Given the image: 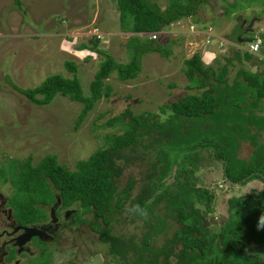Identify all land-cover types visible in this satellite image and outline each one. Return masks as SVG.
<instances>
[{"label":"trees","instance_id":"trees-1","mask_svg":"<svg viewBox=\"0 0 264 264\" xmlns=\"http://www.w3.org/2000/svg\"><path fill=\"white\" fill-rule=\"evenodd\" d=\"M116 2L120 30L150 40L135 43L134 54L127 63H118L110 54L97 49L99 39L91 38L88 44H81L77 49L98 53L104 60L89 84V95L83 93L77 67L70 61L64 62V68L72 78L56 74L34 88H14L37 106L51 104L58 94L81 104L82 110L75 121L78 128L98 101L110 97L111 86L105 81L111 74L116 73L119 81L134 80L142 70L144 55L155 52L169 56L170 45L155 44L149 34L195 17L209 0H168L163 9L151 0ZM15 3L21 7V0ZM230 6V10H224L226 17L235 15L236 6ZM256 37L249 39L253 41ZM232 39L242 46L248 44L238 41L236 36ZM260 39L262 45L264 37ZM245 58L248 60L251 54L245 51ZM215 61L220 65L218 58ZM184 66L190 84L186 88L196 92L166 104L164 108L170 111L166 121L158 123L152 113L134 115L128 111L113 117L107 125L119 124L123 132L105 135L106 147L76 163L74 171L60 165L54 155H46L36 165L27 159L19 165L11 161L8 167L0 166V182H9L15 191L10 200L18 221L28 224L42 220L43 207L53 203V194L58 193L64 208H77L73 220L89 224L100 242L107 246L106 255L117 261L133 256V264H264V219H260L264 217V142H259V136L264 133V106L261 104L264 72L241 70L230 81L227 65L216 69L205 66L199 53L185 59ZM245 142L253 147L248 159L240 156L241 144ZM138 147L148 153L152 151L155 158L148 163L149 171L143 174L138 193L129 200L134 181L130 179L122 191H118L115 181L122 167L116 161L123 160L127 165L135 157L127 156L125 151L134 152ZM203 151H210L221 163L223 178L230 184L245 186L258 181L263 185L259 192L252 191L227 202L229 219L218 233H209L204 219V213L211 209L214 192L194 181L189 184ZM173 174V183L167 184ZM128 200L127 211L133 217L143 219L146 214L155 219V222L147 221L146 232L139 243L134 236L124 238L111 233L113 206L122 210ZM162 202L167 217L178 228L160 247H151L152 237L171 227L165 218L154 215V208ZM85 214L91 215V219L82 220Z\"/></svg>","mask_w":264,"mask_h":264},{"label":"rangeland","instance_id":"rangeland-1","mask_svg":"<svg viewBox=\"0 0 264 264\" xmlns=\"http://www.w3.org/2000/svg\"><path fill=\"white\" fill-rule=\"evenodd\" d=\"M152 1H158L155 3L160 8L168 3V0ZM233 4L236 6L233 10L235 15L226 17L225 8L230 10ZM200 9L198 18L196 15L182 19L181 25L194 24L200 29H210L203 30L202 36L196 40L197 35L188 37V34L181 35L177 31L163 34V37L155 40V44L163 47L170 45L169 56L155 52L144 55L142 70L134 80L119 81L116 73L111 74L105 81L111 86L110 97L98 101L76 128L75 121L82 110L81 104L58 94L51 104L37 106L14 86L21 89L34 88L47 77L56 74L72 78L64 68V62L70 61L77 67L83 93L89 95V84L104 59L93 51L78 50L79 45L88 44L91 38H98L100 43L97 49L110 54L118 63H127L134 54V44L150 40L120 30L116 0H21V7L15 0H0V166L8 167L11 161L19 165L27 159L36 165L46 155H54L60 165L74 171L76 163L88 159L99 148L106 147L105 135L123 132L119 124L114 127L107 125L113 117L128 111L134 115L155 114L158 123L167 120L170 111L164 108L165 105L195 91L186 88L190 84L184 74V60L194 53H200L203 61L214 58L204 43L216 41L212 32L222 18L224 20L226 17L234 27L233 36L241 35V29L254 23V31L248 36H264L257 29L259 23L264 28V0H209L208 5ZM202 22L214 25L213 30L207 24L202 25ZM174 26L177 27L176 23ZM215 45L222 47V41L218 39ZM261 54H264V41ZM260 140L264 142V133L259 136ZM252 150L253 147L247 142L242 143L240 156L248 159ZM125 154L135 159L127 165L123 160L116 161L122 167V173L115 184L121 192L132 179L134 186L129 198L132 200L155 154L141 147L134 152L125 151ZM200 156V164L192 175L194 180L190 175L189 184L194 181L198 186H206L214 192L211 209L204 213V219L208 223L209 233H218L220 226L229 219L227 202L252 191L259 192L263 185L258 181L245 186L232 185L223 178L222 165L210 151L200 152ZM173 176L169 177L167 184L173 183ZM14 195L15 191L9 182H0L2 201ZM129 200L124 202L122 210H117L112 204L114 212L111 233L124 238L134 236L139 243L146 232L147 221L155 222V219L146 214L143 215L144 221L133 217L127 211ZM154 215L165 218L171 226L152 237L151 247H160L178 225L167 217L163 202L154 208ZM85 217L91 219V215L82 216ZM99 222L100 227H103ZM77 229L80 235L75 233L78 236L75 242L79 249H75L72 241L65 245L63 243L64 246L58 249L53 247V264H67L70 259H75L76 264H133V256L123 262L107 256V246L99 244L98 234L90 230L89 226H79ZM247 254L250 255V252ZM27 263L40 264V261L32 257Z\"/></svg>","mask_w":264,"mask_h":264},{"label":"flooded vegetation","instance_id":"flooded-vegetation-1","mask_svg":"<svg viewBox=\"0 0 264 264\" xmlns=\"http://www.w3.org/2000/svg\"><path fill=\"white\" fill-rule=\"evenodd\" d=\"M252 25H246L242 32L250 35ZM53 195L54 202L43 207V219L28 224H22L16 218L15 210L11 206V197L7 201H2L0 197V264H28V259L32 257L39 259L40 264H53L52 255L55 254V249L60 248L61 245L64 246L67 242L72 241L75 249H79L75 242V239L78 238L75 233L80 235L77 227L89 226V224H83L76 219L73 220L77 208L73 206L64 208L59 194ZM57 199L59 200L58 203ZM7 204L8 206H6ZM83 216H87V214ZM81 219L86 220L87 218L81 217ZM25 229H33L36 235L27 232L25 236H22ZM89 229L92 230L91 226ZM28 235L29 238H27ZM98 242L101 243L100 240ZM74 260L70 259L67 264H76Z\"/></svg>","mask_w":264,"mask_h":264},{"label":"crops","instance_id":"crops-1","mask_svg":"<svg viewBox=\"0 0 264 264\" xmlns=\"http://www.w3.org/2000/svg\"><path fill=\"white\" fill-rule=\"evenodd\" d=\"M153 2H158V1H153ZM199 10H201V9H199ZM198 14H200V11L198 12ZM198 14H197V18H198ZM204 20H205V17H204ZM205 24L209 25V27L211 26L212 30H213L214 25H211L208 22H202V25H205ZM257 25H258L257 29L259 28L258 31L262 32V36H263L264 28H262V26H261L262 24L260 25V23H259ZM215 27L216 28L213 30L214 32H212V34L215 35L216 41L218 39L222 41V47L215 45L216 41H214V40L210 41L211 43L209 46H204L207 48L206 49L207 51L209 50L208 52L211 53V56L214 57L213 59H211V60L209 59L208 61H203L201 59L202 63L205 66H211L214 69H216L217 67L219 68V66L221 67V65L222 66L227 65V70H228L227 75L229 76L230 81H232V79L241 70H245V71H248L250 73H260L262 71L264 72V54H261V49L263 47V44L261 45L259 53L256 56L251 55V58H249L247 60L245 58V52L240 50V48H244V46L238 44L237 42H234V40L232 39V37H234V36L231 34H232L234 27L226 19V17L224 20L222 18V20H220L218 25H216ZM252 27H253L252 28V32H253L254 27H255V23H254V25H252ZM241 31H242V29H241ZM236 38L237 39L240 38L241 40H243V39H248L249 36H248V34L242 32L241 35H239V36L236 35ZM199 56L201 58L200 53H199ZM190 57H188V58H190ZM216 58H218V60L220 61V65L216 63V61H215ZM229 61H232V63L229 64ZM261 104L264 106V99L262 100Z\"/></svg>","mask_w":264,"mask_h":264},{"label":"built area","instance_id":"built-area-1","mask_svg":"<svg viewBox=\"0 0 264 264\" xmlns=\"http://www.w3.org/2000/svg\"><path fill=\"white\" fill-rule=\"evenodd\" d=\"M181 24L182 23L180 20V21L176 22V25H177L176 28H174L175 26L173 23L170 25L169 28H166L164 31L151 33L148 35V37L153 39V40H158L161 37H163V34L165 35V34H168L169 32H175V31H177V33L181 34V35H187L188 34V37L189 36L191 37V35H197L195 40L202 36L203 31H200L199 29H197V27L194 24L185 25L183 23L184 26H182ZM175 29H177V30H175ZM209 43L210 42L205 43V44H209ZM261 43H262V41H261L260 37L258 36L253 41H251L250 43L245 45L244 48H240V49H241V51H244V52L246 51L249 54L256 56L260 51Z\"/></svg>","mask_w":264,"mask_h":264},{"label":"water","instance_id":"water-1","mask_svg":"<svg viewBox=\"0 0 264 264\" xmlns=\"http://www.w3.org/2000/svg\"><path fill=\"white\" fill-rule=\"evenodd\" d=\"M238 41H240V42H246V43H250L251 42V40L249 38L248 39H244V40H241L240 38H238ZM58 201L59 200L57 199V203H58ZM27 232H29V234H31V235L34 234L33 229H25V233L22 236H25V234H27ZM34 235H36V233ZM27 238H29V235H28Z\"/></svg>","mask_w":264,"mask_h":264},{"label":"clouds","instance_id":"clouds-1","mask_svg":"<svg viewBox=\"0 0 264 264\" xmlns=\"http://www.w3.org/2000/svg\"><path fill=\"white\" fill-rule=\"evenodd\" d=\"M138 207V206H137ZM260 219H264V217L260 218ZM258 227H260V224H258Z\"/></svg>","mask_w":264,"mask_h":264}]
</instances>
